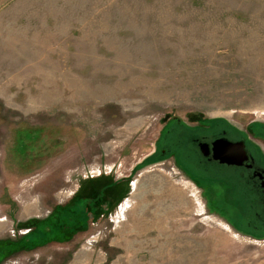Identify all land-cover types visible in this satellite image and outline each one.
<instances>
[{
	"label": "rangeland",
	"instance_id": "374dc122",
	"mask_svg": "<svg viewBox=\"0 0 264 264\" xmlns=\"http://www.w3.org/2000/svg\"><path fill=\"white\" fill-rule=\"evenodd\" d=\"M171 120L264 147V0L1 6L0 264H264V234L163 152Z\"/></svg>",
	"mask_w": 264,
	"mask_h": 264
},
{
	"label": "flooded vegetation",
	"instance_id": "af4514ba",
	"mask_svg": "<svg viewBox=\"0 0 264 264\" xmlns=\"http://www.w3.org/2000/svg\"><path fill=\"white\" fill-rule=\"evenodd\" d=\"M249 127L237 130L224 120L198 125L171 120L165 141L168 148L163 152H171L168 157L182 156L187 175L196 174L200 183L208 184L214 192L218 189L215 201L227 209L240 231L248 230L254 236L264 234V147H256ZM222 138L245 143L242 150L231 149V163L215 157L214 142Z\"/></svg>",
	"mask_w": 264,
	"mask_h": 264
},
{
	"label": "water",
	"instance_id": "95a60500",
	"mask_svg": "<svg viewBox=\"0 0 264 264\" xmlns=\"http://www.w3.org/2000/svg\"><path fill=\"white\" fill-rule=\"evenodd\" d=\"M245 148V143L243 141L241 142H230L227 139H218L217 141L214 142V149H215V157L216 158H221L223 162H228L231 163L232 161L230 160L233 158V156L230 154L231 149H237V150H242ZM234 157H238L234 155Z\"/></svg>",
	"mask_w": 264,
	"mask_h": 264
},
{
	"label": "trees",
	"instance_id": "16d2710c",
	"mask_svg": "<svg viewBox=\"0 0 264 264\" xmlns=\"http://www.w3.org/2000/svg\"><path fill=\"white\" fill-rule=\"evenodd\" d=\"M59 207V206H58ZM56 208L55 211L51 214V216L49 217V219L46 220V224H52L55 227H57L59 224L61 223H65L67 218H71L75 221H73L72 225H75L76 223H78V216H73L71 215L72 213H78L79 216H81L79 211H76V208L73 206H69L68 208H64L62 209L61 207ZM76 215V214H75ZM83 219L79 220V224H83ZM57 222H60L58 224H56ZM41 231L43 232V228L41 229ZM44 233V232H43ZM46 236H49L48 234H44ZM65 235V234H62Z\"/></svg>",
	"mask_w": 264,
	"mask_h": 264
},
{
	"label": "crops",
	"instance_id": "0c3cea01",
	"mask_svg": "<svg viewBox=\"0 0 264 264\" xmlns=\"http://www.w3.org/2000/svg\"><path fill=\"white\" fill-rule=\"evenodd\" d=\"M10 1L11 0H0V8H1V6H5ZM14 1H16V0H14Z\"/></svg>",
	"mask_w": 264,
	"mask_h": 264
}]
</instances>
